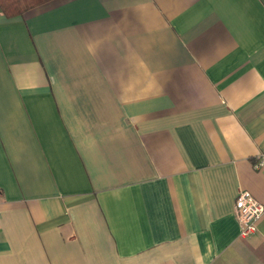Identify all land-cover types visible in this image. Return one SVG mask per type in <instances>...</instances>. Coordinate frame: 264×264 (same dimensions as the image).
I'll return each mask as SVG.
<instances>
[{"label":"crops","instance_id":"1","mask_svg":"<svg viewBox=\"0 0 264 264\" xmlns=\"http://www.w3.org/2000/svg\"><path fill=\"white\" fill-rule=\"evenodd\" d=\"M264 0L0 8V264H264Z\"/></svg>","mask_w":264,"mask_h":264},{"label":"built area","instance_id":"2","mask_svg":"<svg viewBox=\"0 0 264 264\" xmlns=\"http://www.w3.org/2000/svg\"><path fill=\"white\" fill-rule=\"evenodd\" d=\"M255 166L264 171V155L257 157ZM235 215L241 236H249L258 230V223L264 215V204L249 191H242L235 200Z\"/></svg>","mask_w":264,"mask_h":264},{"label":"trees","instance_id":"3","mask_svg":"<svg viewBox=\"0 0 264 264\" xmlns=\"http://www.w3.org/2000/svg\"><path fill=\"white\" fill-rule=\"evenodd\" d=\"M48 0H0V8L7 16H16Z\"/></svg>","mask_w":264,"mask_h":264}]
</instances>
